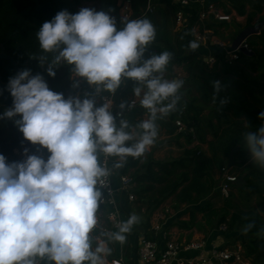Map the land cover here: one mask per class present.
Instances as JSON below:
<instances>
[{
    "label": "clouds",
    "instance_id": "obj_1",
    "mask_svg": "<svg viewBox=\"0 0 264 264\" xmlns=\"http://www.w3.org/2000/svg\"><path fill=\"white\" fill-rule=\"evenodd\" d=\"M111 11L61 10L35 33L38 62L47 76L55 77L59 66L68 65L71 87L84 81L90 92L65 97L50 89L43 73L27 68L8 80L12 103L0 112V120L12 121L23 135L22 144L31 142L36 153L24 147L23 158L12 161L0 153V264H109V245H123L140 222L133 213L116 224V231L98 229L102 190L114 170L155 144L159 121L178 109L185 82L166 76L172 60L168 50L145 58L157 35L150 19L125 16L118 27ZM198 47L195 40L188 44L193 51ZM129 80L147 110L135 126L123 118L117 121L105 95ZM212 83L218 94L221 82ZM126 106L131 107L121 102L119 108ZM258 116L264 121V111ZM243 144L252 162L264 168V123L244 133ZM45 149L46 155L37 154ZM108 158H114L111 168ZM254 227L248 223L242 231ZM257 235L264 239V228Z\"/></svg>",
    "mask_w": 264,
    "mask_h": 264
},
{
    "label": "trees",
    "instance_id": "obj_2",
    "mask_svg": "<svg viewBox=\"0 0 264 264\" xmlns=\"http://www.w3.org/2000/svg\"><path fill=\"white\" fill-rule=\"evenodd\" d=\"M81 1L93 0H0V53L3 46L5 53L13 57L21 69H31L33 74L43 73L46 80L51 81L52 89L64 93L65 96L69 92V84L72 85L70 66L61 65L55 70V77L47 76L45 68L38 62L41 52L35 33L43 22L51 20L61 10L78 12L75 4ZM148 1L132 0L135 17L145 11ZM154 1L156 0H152ZM99 2L100 10H112L111 14L117 13L116 0H99ZM159 2L170 4L171 0H159ZM229 3L231 8L227 12L231 13L233 9L240 15H247L249 24L259 15V22L263 26L259 33L248 38L252 53L241 56L233 64L228 63L222 54H218L217 62L210 66L203 61L199 51L188 48L190 34L186 30H181L174 40L168 36L157 37L146 51L145 58L168 50L172 53V60L166 74H173L176 67L188 73L183 78L185 83L181 89L182 102L169 118L175 120L180 117L187 124L193 125L195 139L205 142L207 134L211 133L217 141L220 138L218 123L223 118L234 119L220 138L225 155L228 156L230 150L238 146L236 158L241 161L240 165L244 166L247 172L246 183L239 185V189L241 192L248 188L261 193L264 191V168L252 162L251 155L243 144L245 132L240 127V122L235 120L247 118L253 130L258 129L262 124L258 113L264 111V0H229ZM176 10L175 5V12ZM195 13L194 10V15ZM225 23L226 21H222L223 25ZM117 24L119 27V21ZM209 26V28L213 27V25ZM199 64L200 72L196 71ZM59 68H64V73H59ZM16 73L17 70L11 61L0 57L2 80L8 82ZM216 80L221 82V90L218 94L212 83ZM133 88L134 82L127 81L122 96L129 95L133 92ZM222 100L226 102L221 104ZM4 108L6 106H0V112ZM138 123L139 121L134 120L130 126ZM184 135L190 143L193 141V135ZM23 139L22 133L12 121L0 120L2 153L12 154L17 158L16 149L29 147L30 152L36 151V146L31 145V142L26 141L22 144ZM44 151L46 155L47 150ZM213 161V156L208 155L200 145H197L185 149L180 156L169 160H156L151 155H146V152L140 158L129 157L125 166L114 172L117 176L129 174L134 178L136 185L133 191L137 201H142L153 213L170 198H173L175 207L200 203L207 198L219 184L211 175ZM225 199L224 209L213 211L218 219L217 225L227 222L228 230L238 229L243 233L242 229L248 223H254L255 227L251 231L247 234L243 233L245 239L243 245L247 255L253 258V264H264V239L257 235V232L264 228V219L255 209L237 208L232 204L231 196ZM210 206L213 205L211 203L204 205V207ZM121 209L130 215V200L125 193L121 196ZM109 246L112 248V253L108 259L114 261V242Z\"/></svg>",
    "mask_w": 264,
    "mask_h": 264
},
{
    "label": "built area",
    "instance_id": "obj_3",
    "mask_svg": "<svg viewBox=\"0 0 264 264\" xmlns=\"http://www.w3.org/2000/svg\"><path fill=\"white\" fill-rule=\"evenodd\" d=\"M172 2L177 6L175 22L179 31L186 30L190 34V41H197L199 44L198 48L218 49L217 52H209L207 55H201L203 61L208 65L213 66L217 62L218 54H222L228 63L233 64L241 56L252 53V47L248 40L249 36H246L235 45L234 41H224L208 27L207 22L211 17L218 21L232 20V14L221 11L214 0H172ZM194 6L197 8L193 9ZM117 7V13L112 14L117 17V21L125 16L129 19L141 18L154 11L152 0L148 1L145 11L138 17L134 15L132 0H118ZM194 10L196 11L195 15ZM70 82L72 84L71 79ZM126 83L122 84L114 94L105 93L112 100L113 115L116 116L118 122L122 118L126 119L129 117L137 106V100L135 98L122 96ZM90 91V86L86 82L81 81L79 88H72L70 95L83 96L85 92ZM125 101L131 107L126 106L125 109L121 110L119 105ZM175 126L179 133L191 134L194 139L196 138L194 126L187 124L182 118L175 119ZM147 151H150V149ZM101 160H104L103 154H101ZM111 162L112 158H108L107 166L109 168L112 167ZM221 171L220 193L224 198H228L231 196L234 185L237 184L238 175L234 171V166H228V164L222 166ZM135 185L136 181L129 174L117 176L113 171L108 187L102 190L105 202L101 206L105 210L109 225L105 226L99 223V229L105 231L118 230L116 224L126 220L121 209L122 193H125L130 201L137 200L136 194L133 191ZM171 211L172 209L169 206H164L155 211L152 230L157 236L160 235V238L149 237L147 235L139 238L137 245L139 264H253V258L247 255L243 243L237 242L230 246H219L210 244L205 239L177 240L172 236L171 231L165 227V221ZM218 229L227 231V222L221 223ZM119 264L124 263L119 262Z\"/></svg>",
    "mask_w": 264,
    "mask_h": 264
},
{
    "label": "crops",
    "instance_id": "obj_4",
    "mask_svg": "<svg viewBox=\"0 0 264 264\" xmlns=\"http://www.w3.org/2000/svg\"><path fill=\"white\" fill-rule=\"evenodd\" d=\"M117 1L118 0H116V2ZM214 1L217 3V6L221 11L227 12V10L231 8L229 0H214ZM75 5L77 11H79L82 7L93 8L98 11L100 10L99 0L81 1L79 3H76ZM153 6L154 9L160 8L162 9L163 12L165 9H168L171 12L169 31L173 30L174 32L173 34L176 36V34L179 32V29L175 22V4L172 2V0L170 4L167 2L162 3L159 2V0H156L153 2ZM195 8L197 7L194 6L193 9ZM230 14H232V20L226 21L224 25L222 24V21H218L213 17H211L208 20L207 25L208 26L213 25V27H211V30H213L217 36L221 37L220 36L221 32L218 30L220 26H223L225 28L228 26L231 28V32H235V28H237V25H233V24H235L236 22H241V20L245 16L247 17V15L238 14V12L233 9ZM167 19L169 18L167 17ZM239 35H241V33ZM233 41L234 40H232V42ZM196 50L199 51L201 55H207L209 52L210 53L217 52L218 49L197 48ZM174 73L179 75L181 78L182 76H185L184 73L186 72L182 68L176 67L174 69ZM127 97L135 98L137 100V106L135 107L134 112L129 117L126 118L129 125H131L134 122V120L140 122L142 119L146 118L147 110L140 106L139 98L135 96L134 91L131 92L129 95H127ZM159 125H160L159 136L155 144L149 148L150 151H146V155H151L156 160H169L174 157H178L184 152L185 149L197 145H200L201 148L205 151L208 148V145L206 143L208 142V140L213 139L209 133L207 134L205 142H201L198 139L195 140L193 139V141L190 143L188 141L187 136L177 131V128L175 126V120H172L171 118H169V116L164 120L159 121ZM18 152L19 150H16V153ZM205 152L208 155L212 156L207 151ZM213 158L214 161L212 164L211 175L220 184V181L222 179L221 168L224 164H228V157L226 158L223 155V153L220 152L217 153L216 155H213ZM216 159H218L219 165H217ZM236 159L238 160V158ZM219 184L218 187H216L213 190V192L207 198L202 200L200 203L182 204L179 207H175L173 198H170L160 207L163 208L164 206H169L172 209L171 213L168 214L167 219L165 221V227L167 230L171 231L172 236L174 238H176L179 241L205 239L208 241V243L216 244L219 246H230L237 242L244 243L245 241L244 234L240 230L234 229V230L221 231L218 229V225H217L218 219L214 216L213 211L224 209L225 200H226L220 193ZM235 193H236V188L234 185L231 194L233 195ZM136 201L137 200L130 201V214L133 213L137 214L140 217V222L135 226H133L131 233L127 234V240L123 245L119 244L118 242H114L115 257L113 259L122 262L124 264H139L137 258V245L139 238L141 236L147 235L149 237L160 238L159 237L160 235L157 236L155 232L152 230V224L154 223L155 212L151 213L147 209V206L142 201H140L138 204H134V202ZM207 203H211L213 206L204 207V205ZM252 209L257 210L264 219L263 208L261 209V208L252 207ZM100 211L102 212V214L104 213V217L106 219L107 225H109L105 214V210L102 206L100 208ZM100 218L102 219V217ZM96 234L97 232H94V235ZM108 261L109 264H111L112 261L109 259Z\"/></svg>",
    "mask_w": 264,
    "mask_h": 264
},
{
    "label": "rangeland",
    "instance_id": "obj_5",
    "mask_svg": "<svg viewBox=\"0 0 264 264\" xmlns=\"http://www.w3.org/2000/svg\"><path fill=\"white\" fill-rule=\"evenodd\" d=\"M167 17L169 19H167ZM141 18H148L151 20V22L154 24L155 28H156V38L157 37H161L163 38L164 36H168L171 40H174L175 35L173 34V30L169 31L170 29V20H171V12L168 9H165L164 12L162 11V9L158 8V9H154L153 12H150L148 15L141 17ZM168 20V22H167ZM262 23L259 22V15L256 16L251 23H248L247 17L245 16L241 22H236L233 25H237V28H235V32H231V28L230 27H223L220 26L219 27V31L221 32V37L224 41L226 42H232V40H235V38L242 33L244 30L248 29V28H252V27H256L258 25H261ZM263 25L260 26V28H258L257 30H252L250 31V36L259 33L260 29L262 28ZM177 33V32H176ZM59 73H64L65 69L64 68H59ZM196 71L200 72V64L198 69H196ZM185 76L188 75V73H184ZM166 76L170 77V78H180L179 75H177L176 73L173 74H166ZM185 76H182L180 79H183ZM47 82L50 86L51 90L52 86H51V81L49 79H47ZM67 82V81H66ZM68 88V87H67ZM72 90V87L69 84V92L68 94L65 96H69L70 95V91ZM56 91V90H54ZM208 111H206L207 113ZM241 120V121H240ZM240 120H235V121H239V125L240 127H242L243 131L246 133L248 131L253 130L249 123H248V119L247 118H243ZM234 121V119H232V117H227V118H223L219 123H218V128H220V138L223 136V134L225 133L224 130H226ZM260 123H264V121H261L259 119ZM224 132V133H223ZM210 136H212V140H208V142L206 143L208 145V148L205 150L207 151L209 154L216 155L217 153H223V155L227 158L228 156L225 155L224 152V146L220 141V138L217 139V141L214 139L213 135L210 133ZM215 140V141H214ZM221 144V145H220ZM33 153H36V151H33ZM37 154H41V155H45L44 153H37ZM18 158L22 159L23 157L21 156V153H18ZM217 165H219V161L218 159H216ZM241 163L237 164L236 166H234V170L236 171L237 175H238V179L242 174H245V178H246V174L247 172L244 169V166L240 165ZM253 179H257L254 178ZM244 185V184H243ZM260 185H262L261 181H260ZM236 188V193L235 194H231V202L232 204L236 205L237 208L239 209H245L247 207H255V208H263L264 209V191L263 192H257V191H251L248 188L245 189V191H240L239 189V184L237 183L235 185ZM264 190V188H263ZM140 201H136L134 202V204H138ZM123 212V211H122ZM123 215L126 217V219L128 218V214L123 212ZM127 215V216H126ZM102 217V219L100 218ZM99 223H102L103 225H107L106 219L104 217V213L102 214V212L100 211L99 213ZM99 229V227H98Z\"/></svg>",
    "mask_w": 264,
    "mask_h": 264
},
{
    "label": "water",
    "instance_id": "obj_6",
    "mask_svg": "<svg viewBox=\"0 0 264 264\" xmlns=\"http://www.w3.org/2000/svg\"><path fill=\"white\" fill-rule=\"evenodd\" d=\"M261 25H258L256 27H252V28H248L246 30H244L241 35H239L235 40H234V44H238L243 38H245L246 36H250V31L252 30H257L258 28H260ZM0 57L1 58H6L8 60L11 61V63L14 65V67L16 68L17 72L22 70L18 64L16 63L15 59L11 56H8L4 49H3V46H2V51L0 53ZM8 82H5L2 80V78L0 77V90H3L2 91V94H0V106H6V107H9L11 106V103H12V98L11 96L9 95V93L7 92L6 90V85H7ZM238 149V146H234L229 154H228V166H235L239 163H241V161L237 160L236 159V150ZM0 153H2L1 149H0ZM4 154V153H2ZM5 157L9 160V161H12V160H17L12 154H4ZM237 183L239 185H243L246 183V180H245V174H242ZM52 264H55V262H52Z\"/></svg>",
    "mask_w": 264,
    "mask_h": 264
},
{
    "label": "flooded vegetation",
    "instance_id": "obj_7",
    "mask_svg": "<svg viewBox=\"0 0 264 264\" xmlns=\"http://www.w3.org/2000/svg\"><path fill=\"white\" fill-rule=\"evenodd\" d=\"M28 148H29V147H28ZM16 150H19V149H16ZM16 150H15V153H16ZM18 153H21V156H22V152H21V150H19V152H18ZM18 153H16V155H17V158H16V157H15V158H16L17 160H20V159L18 158ZM13 156H14V155H13Z\"/></svg>",
    "mask_w": 264,
    "mask_h": 264
}]
</instances>
